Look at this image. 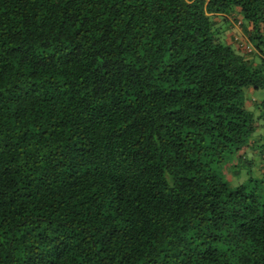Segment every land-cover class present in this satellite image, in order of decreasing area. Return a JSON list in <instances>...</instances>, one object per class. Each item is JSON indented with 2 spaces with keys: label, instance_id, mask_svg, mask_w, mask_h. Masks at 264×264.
Instances as JSON below:
<instances>
[{
  "label": "trees",
  "instance_id": "1",
  "mask_svg": "<svg viewBox=\"0 0 264 264\" xmlns=\"http://www.w3.org/2000/svg\"><path fill=\"white\" fill-rule=\"evenodd\" d=\"M263 119L264 0H0V264H264Z\"/></svg>",
  "mask_w": 264,
  "mask_h": 264
},
{
  "label": "rangeland",
  "instance_id": "2",
  "mask_svg": "<svg viewBox=\"0 0 264 264\" xmlns=\"http://www.w3.org/2000/svg\"><path fill=\"white\" fill-rule=\"evenodd\" d=\"M255 98L262 97L258 94ZM261 123L264 126V122L261 121ZM256 138L261 139L258 143L259 149L254 153L247 152L245 155L247 160H244V156L243 159L239 156L230 158L224 165V169L230 174V178L233 176L239 184L246 183L252 188L258 187L264 194V127L260 128Z\"/></svg>",
  "mask_w": 264,
  "mask_h": 264
},
{
  "label": "crops",
  "instance_id": "3",
  "mask_svg": "<svg viewBox=\"0 0 264 264\" xmlns=\"http://www.w3.org/2000/svg\"><path fill=\"white\" fill-rule=\"evenodd\" d=\"M261 139H258V142H260Z\"/></svg>",
  "mask_w": 264,
  "mask_h": 264
}]
</instances>
